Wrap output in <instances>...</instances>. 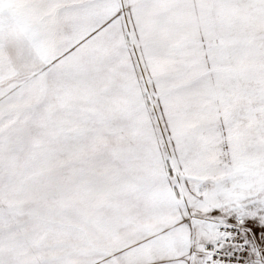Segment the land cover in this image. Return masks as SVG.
Listing matches in <instances>:
<instances>
[{"label":"snow or ice","instance_id":"1","mask_svg":"<svg viewBox=\"0 0 264 264\" xmlns=\"http://www.w3.org/2000/svg\"><path fill=\"white\" fill-rule=\"evenodd\" d=\"M0 264H264V0H0Z\"/></svg>","mask_w":264,"mask_h":264}]
</instances>
